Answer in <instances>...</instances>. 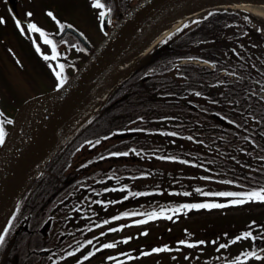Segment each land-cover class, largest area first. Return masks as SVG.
I'll return each mask as SVG.
<instances>
[{
	"label": "trees",
	"instance_id": "obj_1",
	"mask_svg": "<svg viewBox=\"0 0 264 264\" xmlns=\"http://www.w3.org/2000/svg\"><path fill=\"white\" fill-rule=\"evenodd\" d=\"M245 15L236 9L211 8L197 16L202 19L184 21L183 27L157 41L109 86L25 191L18 212L4 228L7 232L0 244V264H44L43 259L26 253L38 247L33 239L23 234L13 238L9 231L22 205L29 209V204L40 195H48L55 185L59 213L55 214L54 227L57 234L67 233L57 241L56 256L77 253L82 244L89 250L109 244L98 241L95 229L99 227H106V233L111 227L122 229L118 224L125 227L136 224L129 223L134 220L174 216L179 212L176 205L205 201L223 205L225 200L238 198L208 193L264 188V96L260 93L264 88V50L255 43L250 25L243 20ZM260 42L264 43V37ZM184 58L215 63L209 67L179 62ZM81 60L65 64L72 70L64 68L67 77ZM154 129L159 131H149ZM122 132L126 137H115ZM84 140L90 142L91 151L81 149ZM97 140L102 141L101 146ZM169 156L181 159L164 158ZM141 172L148 174L140 176ZM123 184L128 188L122 189ZM154 209H164L165 213L146 219L145 214ZM124 211L133 215L120 217ZM112 216L118 219L109 220ZM70 218L73 221L69 224L58 220ZM102 220L107 223L101 224ZM248 228L264 251V242L259 239L264 236V215L226 227L202 228L203 235L198 238L197 230H188L185 238L204 241L211 232L214 237L209 238L218 239L220 244ZM85 240L89 243L84 244ZM241 240L248 241L250 250L253 241ZM81 255L87 252L78 254L77 260Z\"/></svg>",
	"mask_w": 264,
	"mask_h": 264
},
{
	"label": "rangeland",
	"instance_id": "obj_2",
	"mask_svg": "<svg viewBox=\"0 0 264 264\" xmlns=\"http://www.w3.org/2000/svg\"><path fill=\"white\" fill-rule=\"evenodd\" d=\"M39 1L40 0H0V13L6 17L7 22L4 25L8 28L6 30L0 29V72L4 74L2 79L0 78V83L3 84L10 81L16 83L18 89H21L19 95H17L18 102L37 93L50 90L56 83L53 72L50 71L49 66L43 63L41 59L42 56L29 49V43H26L25 37L16 33L15 23L10 16V14H14L17 18H21L22 20V18L28 17L26 14L31 11L33 15L30 18L36 22V18H39ZM47 2V0H43L45 7L48 9L50 8V10L56 15L57 19L77 27L92 45L97 44L104 36V31L99 24V15L98 13L95 14L92 12L90 6L92 5L91 0H49V2ZM52 3L55 4L54 7H52ZM215 7H227L244 11L249 17V19L246 20L243 18L244 22H248L255 37V43L264 50V43L260 42L261 36L264 37L263 17L252 14L245 9L235 8L229 5ZM209 8L211 7H205L187 18L190 20V18L197 17ZM41 23L55 24V30L60 28L51 17L48 21H43L42 18ZM67 39H73V44L79 49H76L75 51L72 49L71 52L73 54H84L81 53L84 49L77 40L70 35H67L66 40ZM144 51L134 56L128 69L145 55ZM192 61L199 64L211 65L209 62H203L199 59H194ZM53 64L54 63H52V65ZM69 67H71L70 64ZM106 88L107 86L95 97L89 109L97 104ZM263 215L264 204L256 205L246 202L239 205H224L217 210H213L212 208H201L179 211L174 216L157 218L138 224H130L122 229H114L113 231H107L106 233L103 231L107 229L106 227H103L96 230L103 233V235L98 234V241L107 240L108 243L114 244V247H105L101 249L97 256H92L91 263L191 264L196 259V256L201 257V254L203 253L202 249L208 248V252L206 251L207 254L213 253L214 245H216L219 240H214L216 243H213V241L209 239L211 236L214 237L210 232L209 234L206 233L209 242L206 241L204 244L194 246L177 244V241L185 239L184 236L187 234L188 230H197V237H202L200 236L203 235L202 228H208L211 230L215 226L226 227L228 224L243 223L248 221L249 218L257 219L263 217ZM129 223H131V221ZM145 229H147V232L144 231ZM219 236H225V234L219 233ZM122 237H130L131 239L124 241ZM34 243L39 244L40 239L36 237ZM163 244H168L170 250H162L158 253L152 252L147 255H140L141 252H145L148 249ZM244 246L243 243L234 242L229 245V252L231 254H236L238 251L243 250ZM85 248L86 247L83 249ZM219 249L224 251V248ZM118 252L123 253V255H117ZM126 256L131 257V259L125 258L124 261H121L123 260L121 258ZM107 257H112V259L109 260ZM72 259L74 258H69L68 260Z\"/></svg>",
	"mask_w": 264,
	"mask_h": 264
},
{
	"label": "water",
	"instance_id": "obj_3",
	"mask_svg": "<svg viewBox=\"0 0 264 264\" xmlns=\"http://www.w3.org/2000/svg\"><path fill=\"white\" fill-rule=\"evenodd\" d=\"M174 1L176 0H139L121 15L61 89L31 97L17 110L6 143L15 132L17 118L25 106L51 93L44 112L0 168V223L92 103L95 98L94 87L100 83L119 51ZM66 30L74 33L86 47H90L85 38L70 26L65 27L60 35Z\"/></svg>",
	"mask_w": 264,
	"mask_h": 264
},
{
	"label": "snow or ice",
	"instance_id": "obj_4",
	"mask_svg": "<svg viewBox=\"0 0 264 264\" xmlns=\"http://www.w3.org/2000/svg\"><path fill=\"white\" fill-rule=\"evenodd\" d=\"M241 2H245V0H241ZM91 3L93 5V7H98L100 9L99 11V20L101 21L100 27L103 30L104 29V20L106 17V14L110 13L112 11L111 7L106 5L103 0H91ZM11 11V10H9ZM28 17H31L33 15V13L31 11L27 12L26 14ZM47 15L49 17L52 18V20H54L56 22L57 25L60 26L61 30H63V28L66 26V22H62L61 20L57 19L56 15L51 11L48 10L47 11ZM245 19H249V17L247 15H245L244 17ZM202 19L201 17H197V20ZM13 20L15 22V26L17 29H19V31L21 32V34H24L26 31L31 33L33 31L37 32L40 34V39H42L45 44L50 45L51 46V54L48 53H44L41 52L40 49V45L36 42L35 39L32 40V44L35 46L36 51L37 52H41V55L43 56L44 60H53L56 61L58 56L61 55H66V53H62L59 52L57 50V44L56 41L54 39H52V37L45 31V29L43 27H40L38 25V23L34 22L33 20L29 19L27 21V27L26 29L24 27H21L22 21L13 16ZM6 21V17L3 15H0V24H5ZM109 23L111 22L110 20L108 21ZM188 21H185L184 24H187ZM184 25H181V27H183ZM259 30V29H258ZM176 31H179V29H177ZM169 35H171V33H169ZM85 51L87 49H84ZM211 63H215V62H211ZM49 67L51 68L53 74L55 75L56 78V83H55V88L56 89H61L63 85H65V82L67 81L68 77L65 75L64 73V68L65 65L62 62L57 61L55 66H52L51 64L49 65ZM199 95V93H198ZM264 98V97H262ZM4 114L3 112H0V117H3ZM225 119H228V117H224ZM253 119H257V117H253ZM12 123V117H7L6 119H0V145H3L5 143L6 140V135H7V128L5 127L6 124H11ZM233 124L236 123L235 120L232 121ZM117 131H121V129H117ZM149 131H159V129H154V130H149ZM109 135H111V133H109ZM173 135H179V133H173ZM254 142V141H253ZM85 143H88V141H85ZM97 143H99V141L97 140ZM135 150V149H133ZM107 155H120V153H107ZM165 159H169V160H178L181 159L178 156H169V157H164ZM262 159H264V157H262ZM184 163L187 164H194L195 161H191V160H185ZM204 165H200V167H203ZM148 173L145 172H141L139 173L140 176H145ZM230 183H236V181H229ZM120 187L122 189H126L128 188L127 184H123L120 185ZM102 191H107V189H102ZM197 191H199V188H197ZM133 193H129V195H132ZM135 195H140L139 192H136ZM208 195H217V196H223V197H227V196H233V197H238L237 199H228L225 200L223 202V205H239V204H243L246 201H261L264 202V188H252L250 190L247 191H243V192H226V191H221V192H216V193H208ZM126 197H121V199H125ZM100 203L103 204H107V201H100ZM222 204H218L216 201H205V202H195V203H184V204H180V205H176V210L177 211H182L184 209H199V208H212L214 206H223ZM165 210L164 209H160L159 212H157V210H153L150 213L145 214V218L146 219H153L155 218V216L157 215H164ZM13 215H15V213H13ZM133 215V213L131 212H120L119 216L120 217H126V216H131ZM109 220H116L118 219L117 216H112L108 218ZM143 221H139V220H134L131 221V223H142ZM9 223H11V221H9ZM101 224H105L107 223L106 220H102L100 221ZM255 221H250V224L255 225ZM95 227V225H93ZM124 227V225L122 224H118L117 228H122ZM109 231H113V229H108ZM145 232H147V229L144 230ZM262 232H264V228L261 229ZM5 232H7V229H4L3 232H0V244H2L5 241ZM100 235H103V233H100ZM225 235H227L225 233ZM242 238H250L253 241V244L251 246V249H245L242 250L241 252H239V254L233 258V259H225L223 261V264H237L238 261H248L249 258H255L256 260H260L262 258H264V251H261V249L256 245L255 241L258 239L257 235L252 231L251 228H248L246 230H242L239 232L238 235L232 236L229 239H227L226 242L224 243H220L218 244V248H228L229 245L233 244L234 242L240 241ZM122 239L124 241H127L129 239H131L130 237H122ZM259 239L261 240V242H264V236L259 237ZM89 243V241L85 240L84 244ZM206 243V241L203 240H179L177 241V244H181V245H189V246H194V245H198V244H204ZM213 243H216L215 241H213ZM83 247V244L80 246ZM104 247H114V244L109 243V244H101L100 248H104ZM162 250H170L169 249V245L168 244H163L157 247H153L151 249L146 250L145 252H141L140 255H147L149 253L152 252H160ZM73 251H76V249H73ZM97 251V249L93 248L92 251H88L87 255H81L80 256V260H86L87 257H91L93 256V253ZM65 256H69L71 255L70 252H65L64 253ZM118 255H123V253H118ZM126 259H131V257H125ZM56 260L62 259V257L57 256L55 258ZM107 259L111 260L112 257H107ZM80 260H76L75 264H80ZM52 264H55V260L52 261Z\"/></svg>",
	"mask_w": 264,
	"mask_h": 264
},
{
	"label": "bare ground",
	"instance_id": "obj_5",
	"mask_svg": "<svg viewBox=\"0 0 264 264\" xmlns=\"http://www.w3.org/2000/svg\"><path fill=\"white\" fill-rule=\"evenodd\" d=\"M229 5L243 8L252 14L264 18V0H176L165 8L154 20L144 26L116 55L109 64L100 83L93 93L102 92L109 82L122 75L131 60L142 51H146L155 41L178 26L185 18L196 14L203 8ZM144 51V52H145ZM50 94L43 95L25 106L17 118V128L4 149L0 152V168L12 155L18 145L35 125L47 107Z\"/></svg>",
	"mask_w": 264,
	"mask_h": 264
},
{
	"label": "flooded vegetation",
	"instance_id": "obj_6",
	"mask_svg": "<svg viewBox=\"0 0 264 264\" xmlns=\"http://www.w3.org/2000/svg\"><path fill=\"white\" fill-rule=\"evenodd\" d=\"M47 1L49 2V0H47ZM128 1L129 0H103V2L106 5L110 6L112 9V11L110 13L106 14L105 20L103 22L106 30H107V28L108 29L110 28L111 24H113L114 19L117 18L122 13V8L125 6L126 3H128ZM43 5H44L43 0H40L38 3L39 9H40L39 10V18H36L37 19L36 23H38V25L40 27H43L46 32L50 33V35L55 36L57 33H60L62 30H61V28H59L58 30H55L54 29L55 24L52 25L49 23H46V24L41 23L42 18H43V21H45V20L48 21L50 18L47 15V11L50 10V8L48 9L45 7V5L44 6ZM52 5H53L52 7L55 6L54 3H52ZM90 6L92 9V12H94L95 14L98 13V15H99L100 9L98 7H93V5H90ZM109 20L111 21L110 23L108 22ZM99 24H101L100 20H99ZM66 25H71V24L66 23ZM71 26L75 27L74 25H71ZM75 28L81 33V31L77 27H75ZM105 29H103V31H106ZM67 34H71L73 36V38L75 40H77L80 44V41L78 40V38L68 31L65 32L63 36H65V35L67 36ZM39 37H40L39 33L33 31L32 34L29 36V41L32 43V40L35 39L36 42H39L41 44L42 43L41 41H43V40L41 39V41H40ZM73 42L74 41L72 39V43ZM42 44H44V43H42ZM60 44L63 48L62 53H66V55H69L70 52L66 51V44L64 43V41H61ZM66 55H61V56H58L57 58L58 59H62L63 57L67 58ZM3 75L4 74L0 72V78L1 79H2ZM20 90L21 89H18V87L14 81H10L7 83L5 82L3 84L0 83V112H3V114H4V116L0 117V119H6L7 117H12V123L5 125V127L7 128V132L13 124V116H14L16 109L19 107V105L23 101L22 100V101L18 102V99H17L18 98L17 95H19ZM85 141L86 140H84V142L81 144V149L85 148L86 150L91 151L92 148L89 146L90 142L85 143ZM101 145H102V141L99 143V146H101ZM55 187H57V185L52 187V190L49 191L47 196L42 197L41 199L35 201L34 205H31V210L29 211V213L27 215L22 216L13 226L12 234L15 233V235H17L21 232H23V233L26 232L25 234H28V235L34 234L36 237L40 236L39 234H41L42 238L46 242L52 243V245L47 247V249H51V248L55 247V245H54L55 235H54L53 226H52V220H53V217H54L55 212H56L55 204L58 201V200H53V196L55 195ZM57 204H59V202ZM30 213H32V215L34 216L35 226H34V224L32 226H30V223H29ZM66 220H68L70 222L73 221V219H71V218L66 219ZM45 222L48 223V226L44 230H41L42 226ZM25 224H27V228H25ZM202 251H203V253L201 254V257L196 256L195 264H197L198 261H201L202 262L201 264H206V263L207 264H223V263H211V262L214 259L215 260L216 259H218V260L231 259L230 257L212 258L213 254H207V252H208L207 249H202ZM213 252H221V250L220 249H214ZM50 261H53V258H50ZM243 262L244 261H238L237 264H262V259L256 260L255 258L254 259L249 258L248 261H245L244 263ZM191 264H194V262Z\"/></svg>",
	"mask_w": 264,
	"mask_h": 264
}]
</instances>
